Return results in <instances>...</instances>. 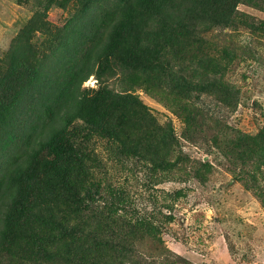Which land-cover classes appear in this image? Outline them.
<instances>
[{
    "label": "rangeland",
    "instance_id": "obj_1",
    "mask_svg": "<svg viewBox=\"0 0 264 264\" xmlns=\"http://www.w3.org/2000/svg\"><path fill=\"white\" fill-rule=\"evenodd\" d=\"M65 1L5 0L0 63L9 60L28 20L38 17L54 33L85 24L97 8L79 0L58 6ZM130 4L113 1L101 12L120 31L101 43L99 50L112 56L83 89L104 83L129 96L126 106L149 110L161 125L171 122L177 143L166 151L142 143L137 155L119 158L121 145L90 135L82 120L70 128L103 182L101 206L115 198L109 207L125 228L129 222L156 232L148 229L151 237L135 241L129 264H264V0L239 1L226 24L217 22L222 10L209 1L177 0L174 15L162 12L150 26L145 20L128 25L122 13ZM48 37L42 32L36 39L41 44ZM173 70L185 75L183 91L169 89ZM145 156L160 158L162 167ZM64 214L77 225L76 214ZM22 244L23 237H15L0 264L21 257Z\"/></svg>",
    "mask_w": 264,
    "mask_h": 264
},
{
    "label": "trees",
    "instance_id": "obj_2",
    "mask_svg": "<svg viewBox=\"0 0 264 264\" xmlns=\"http://www.w3.org/2000/svg\"><path fill=\"white\" fill-rule=\"evenodd\" d=\"M68 1L58 6L65 8ZM79 1L97 4L85 24L52 33L48 22L32 18L17 36L9 60L0 63V261L15 237L25 241L19 247L22 256L11 258L9 264H129L138 250L135 241L151 237L148 229L156 235L149 225L137 230L128 222L125 228L121 215L109 207L115 198L101 206L103 182L97 180L89 154L72 139L70 128L82 120L90 135L121 145L117 155L122 158L137 155L142 143L160 151L176 145L173 125L159 124L149 110L126 106L129 96L104 83L83 89L112 56L99 50L101 43L120 29L101 14L117 0H103L100 6L98 0ZM176 1L130 0L122 13L124 22L145 20L150 26L162 12L174 15ZM204 1L222 10L217 22L226 24L228 10L234 12L241 0ZM42 32L49 37L40 44L36 37ZM185 84L184 73L173 70L169 89L183 91ZM145 157L153 167H162L160 158ZM64 213L76 214L77 225L67 223Z\"/></svg>",
    "mask_w": 264,
    "mask_h": 264
},
{
    "label": "crops",
    "instance_id": "obj_3",
    "mask_svg": "<svg viewBox=\"0 0 264 264\" xmlns=\"http://www.w3.org/2000/svg\"><path fill=\"white\" fill-rule=\"evenodd\" d=\"M1 2H0V10H2V14H1V12H0V18H1V16L2 15H4L5 13H6V10H8V3L7 2H5V0H0ZM1 41H2V37L0 38V43H1Z\"/></svg>",
    "mask_w": 264,
    "mask_h": 264
}]
</instances>
